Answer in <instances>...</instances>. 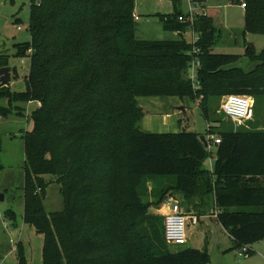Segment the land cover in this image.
Listing matches in <instances>:
<instances>
[{
	"label": "trees",
	"instance_id": "obj_1",
	"mask_svg": "<svg viewBox=\"0 0 264 264\" xmlns=\"http://www.w3.org/2000/svg\"><path fill=\"white\" fill-rule=\"evenodd\" d=\"M246 1L244 38L264 35V0ZM205 2H197L202 11L193 23L179 21L189 18L182 12L160 17L180 39L147 41L136 38L134 0H31V42L16 46L18 56L31 60L26 90L13 93L0 83V117L12 115L15 103L39 105L23 135V219L44 238L43 264H211L207 250L170 249L163 224L148 246L147 236L139 238L141 255L135 250L124 212L139 209L137 191L149 181L163 197L213 195L215 219L235 248L264 240V132L221 131V121L210 122L208 105L212 96L264 97V50L246 43L244 56L256 64L251 72L236 66L240 56L214 54L218 32ZM189 30L197 42L183 38ZM195 60L197 88L188 77ZM8 66L9 57L0 54V69ZM157 97L199 101L208 132L221 139L212 171L204 167L212 154L199 134L135 127L119 135L117 119L141 117L139 101ZM16 110L22 117L24 110ZM45 175L61 187L64 212H45L38 192Z\"/></svg>",
	"mask_w": 264,
	"mask_h": 264
},
{
	"label": "rangeland",
	"instance_id": "obj_2",
	"mask_svg": "<svg viewBox=\"0 0 264 264\" xmlns=\"http://www.w3.org/2000/svg\"><path fill=\"white\" fill-rule=\"evenodd\" d=\"M137 15L136 38L147 41L178 40L181 38L176 31H166L160 20L162 16H175L182 12L189 15L190 8L187 0H182L175 6L173 0H134ZM246 0H206L204 3L206 14L214 22L218 36L216 44L212 47L214 54L237 55L240 61L236 64L246 72L255 69L256 64L245 58L246 43L253 44L258 51L264 50V35L248 34L244 38L245 14L241 3ZM31 0H0V54L9 57V67L12 71V80L9 88L13 93H23L26 90L27 77L31 70V60L25 56L17 55V45L31 42L29 31ZM198 7L196 12H201ZM15 18L19 20L16 23ZM23 30L19 31L18 27ZM194 34L189 30L183 38L187 42L193 41ZM17 73V74H16ZM226 99L251 103L253 112L251 120L237 130L252 129L264 132V97L227 96L209 97L208 105L210 122H222L221 131L236 130L235 124L222 112ZM1 105L8 107L9 101L3 99ZM38 103L13 104V114L7 118L0 117V264H43L44 238L34 227L23 219L24 214V186H25V147L23 135L31 131L33 123L32 112L37 109ZM24 110L22 117L16 115V108ZM140 107L142 116L134 114L125 119L124 123L117 116V128L120 133L126 129L139 127L142 132L151 133H179L186 131L207 136L208 124L202 114L200 103L195 98L157 97L144 98ZM133 108H128L130 111ZM120 111V110H119ZM166 114L172 115L169 119ZM168 120V123L166 122ZM174 121V124L171 123ZM131 123L127 126V123ZM216 147H212V155L204 163L210 168L215 161ZM45 181L42 191L38 190L45 212L51 214L64 212L65 198L61 187L53 182V176L40 177ZM175 181V180H174ZM174 181H168L170 185ZM39 189L38 181H35ZM145 189H138L141 197L139 209L128 208L124 214V224L129 230L131 241L139 255L143 247L141 236H147V246L151 243L149 236L159 235L157 230L164 225V205L170 198L176 201L187 214L197 215V225L191 222L187 225V245L170 246V249L193 248L200 251L207 250L211 264H264V240L251 246V253L247 257H240L241 249L235 248L233 239L225 232L224 227L217 222L213 195H195L185 199L182 194L174 191L167 193L154 189L153 182H148ZM165 198H168L167 200ZM124 200V199H122ZM130 207L126 201L120 203ZM15 213V218L9 217V212ZM129 211L132 216L129 215ZM178 248V249H179Z\"/></svg>",
	"mask_w": 264,
	"mask_h": 264
},
{
	"label": "built area",
	"instance_id": "obj_3",
	"mask_svg": "<svg viewBox=\"0 0 264 264\" xmlns=\"http://www.w3.org/2000/svg\"><path fill=\"white\" fill-rule=\"evenodd\" d=\"M190 8L189 18L186 19L185 17H180L179 21H190L193 23L194 17L198 14V1L199 0H187ZM245 3H242V8H245ZM18 30H23L22 26L18 27ZM198 37L194 35L193 42H197ZM200 67V62L195 60L192 62L190 69L188 71V77L191 79L197 88V70ZM222 112L235 124L236 130L241 128L245 125V123L251 120L253 106L251 103L241 102V101H234L231 99H226L222 106ZM209 126V125H208ZM207 139L208 142V150L212 154V147H217L221 143V139L218 136H215L208 132ZM215 161V159L213 160ZM213 168H211V171ZM165 206L168 207L169 212L165 214V239L168 245L170 246H185L188 243L187 240V225L191 222L194 225H197L199 222V218L197 215L190 214L187 215L180 205L170 198L165 203ZM217 217V214L215 215ZM250 247L243 246L241 251L239 252L240 257H247L249 256Z\"/></svg>",
	"mask_w": 264,
	"mask_h": 264
},
{
	"label": "water",
	"instance_id": "obj_4",
	"mask_svg": "<svg viewBox=\"0 0 264 264\" xmlns=\"http://www.w3.org/2000/svg\"><path fill=\"white\" fill-rule=\"evenodd\" d=\"M12 80V69L8 67H3L0 69V83L1 84H9ZM141 102V101H139ZM201 142L208 148V142L205 136H201ZM4 200V196H0V201Z\"/></svg>",
	"mask_w": 264,
	"mask_h": 264
},
{
	"label": "crops",
	"instance_id": "obj_5",
	"mask_svg": "<svg viewBox=\"0 0 264 264\" xmlns=\"http://www.w3.org/2000/svg\"><path fill=\"white\" fill-rule=\"evenodd\" d=\"M245 9V8H244ZM16 19L17 18H15V21H16ZM143 100V99H142ZM141 100V101H142ZM170 117H172V115H170V114H166V118L167 119H169ZM166 122L168 123V120H166ZM171 123H173L174 124V121H172ZM213 166H214V163H213V165H211V167L209 168L210 170H211V168H213ZM166 200L168 199V198H165ZM163 211L165 212V214H167L168 212H169V210H168V207L167 206H165L164 205V209H163ZM225 232L228 234V232L225 230ZM233 244H234V242H233ZM234 246H235V244H234Z\"/></svg>",
	"mask_w": 264,
	"mask_h": 264
}]
</instances>
